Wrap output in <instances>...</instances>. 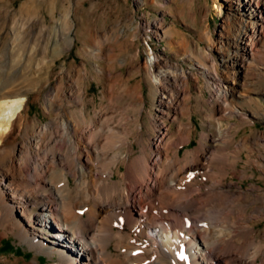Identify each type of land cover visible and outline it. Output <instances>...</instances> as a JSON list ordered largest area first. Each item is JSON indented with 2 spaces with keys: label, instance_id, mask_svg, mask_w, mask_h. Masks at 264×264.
<instances>
[{
  "label": "bare ground",
  "instance_id": "obj_1",
  "mask_svg": "<svg viewBox=\"0 0 264 264\" xmlns=\"http://www.w3.org/2000/svg\"><path fill=\"white\" fill-rule=\"evenodd\" d=\"M219 3L228 7L231 28L220 68L211 72L218 107L199 131L186 80L151 74V86L162 90L160 115H150L137 155L142 123L115 124L95 113L82 126L86 92L76 85L48 93L50 118L40 123L28 116L23 87L31 77L0 67V242L11 235L56 264H264V233L262 243L252 242L264 217V189L241 186L252 168L244 165H264V138L250 127L237 141L220 121L264 120V0ZM15 132L23 134L17 141ZM192 139L198 144L181 154ZM227 147L236 148L234 157L221 155ZM228 175L240 179L228 183L235 190L225 189Z\"/></svg>",
  "mask_w": 264,
  "mask_h": 264
},
{
  "label": "rangeland",
  "instance_id": "obj_2",
  "mask_svg": "<svg viewBox=\"0 0 264 264\" xmlns=\"http://www.w3.org/2000/svg\"><path fill=\"white\" fill-rule=\"evenodd\" d=\"M219 1L0 0V67L8 74L31 77L34 83L23 87L27 93L28 116L40 123L50 118L46 109L48 93L61 87L69 91L75 85L86 92V117L79 118L82 126L95 113L112 117L115 124L133 127L136 121L142 123L143 133L135 145L137 155L148 136L150 115H160L162 90L151 86L150 80H154L151 74L170 72L179 80H186L183 89L190 93L192 121L199 131L206 127L202 120H208L211 107H218L214 98L217 82L211 74L216 66L220 68L221 42L231 28L224 20L228 7ZM218 5L221 14L217 12ZM199 99L205 104L198 102ZM261 102L264 103V96ZM8 107L13 109L16 103H9ZM248 107L245 105L243 109ZM215 117L216 121L220 113L216 112ZM220 121L229 127L231 135L235 132L233 137L237 141L252 131L264 138L261 118H255L250 126L238 116ZM170 125L173 130L175 124ZM212 131L210 134L214 136ZM22 135L15 132L13 138L17 141ZM197 144L192 139L181 147L180 153ZM235 153V147H227L221 155L232 158ZM247 153L242 150L241 156L245 159ZM254 155L257 158L259 153ZM243 164L242 159L238 168H252L248 170L249 177L241 183L242 188L258 184L264 189V182L258 180L264 179V165ZM231 181L240 182V179L226 176L225 189L235 190L233 186L229 188ZM256 230L259 234L252 239L255 245L263 241L264 217L258 221ZM6 257L14 260V264L33 261L56 264L57 261L56 257L50 259L44 253H37L11 235L0 242V260Z\"/></svg>",
  "mask_w": 264,
  "mask_h": 264
}]
</instances>
